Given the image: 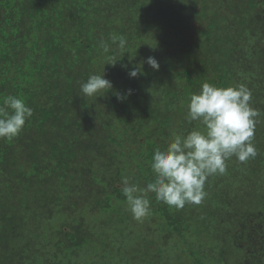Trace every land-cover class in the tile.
<instances>
[{"label": "trees", "instance_id": "obj_1", "mask_svg": "<svg viewBox=\"0 0 264 264\" xmlns=\"http://www.w3.org/2000/svg\"><path fill=\"white\" fill-rule=\"evenodd\" d=\"M103 73L112 89L82 96ZM204 82L251 90L258 155L227 161L199 205L148 193L137 221L122 178L154 179V149L199 126L185 104ZM9 94L33 115L0 139V264H264V0H0V102Z\"/></svg>", "mask_w": 264, "mask_h": 264}, {"label": "clouds", "instance_id": "obj_2", "mask_svg": "<svg viewBox=\"0 0 264 264\" xmlns=\"http://www.w3.org/2000/svg\"><path fill=\"white\" fill-rule=\"evenodd\" d=\"M110 40L120 50H125L128 44L123 35H112ZM99 46L105 53L110 50L103 39ZM144 63L159 70L160 65L152 56ZM138 74H143L142 65L128 72L130 78H136ZM110 89L112 83L104 78V73L92 74L80 84V93L86 97L97 98ZM127 94H131L130 89ZM117 98L124 97L118 95ZM251 100V90L244 84L217 87L204 82L198 92L188 95L185 121L188 124L199 122V126L186 134H174L166 147L154 149L149 163L154 179L146 186L140 187L128 177L122 178L121 192L133 219L140 221L150 214L148 193H154L156 201L177 210L186 204L199 205L207 195L205 184L208 178L224 174L227 161L235 157L244 163L257 157L253 139L261 112L251 106ZM32 115L33 109L22 98L10 94L3 96L0 139L13 140Z\"/></svg>", "mask_w": 264, "mask_h": 264}]
</instances>
